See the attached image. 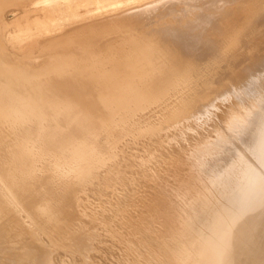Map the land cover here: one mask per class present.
I'll list each match as a JSON object with an SVG mask.
<instances>
[{
  "label": "bare ground",
  "instance_id": "bare-ground-1",
  "mask_svg": "<svg viewBox=\"0 0 264 264\" xmlns=\"http://www.w3.org/2000/svg\"><path fill=\"white\" fill-rule=\"evenodd\" d=\"M76 1L0 0V264H264V0Z\"/></svg>",
  "mask_w": 264,
  "mask_h": 264
},
{
  "label": "rangeland",
  "instance_id": "rangeland-1",
  "mask_svg": "<svg viewBox=\"0 0 264 264\" xmlns=\"http://www.w3.org/2000/svg\"><path fill=\"white\" fill-rule=\"evenodd\" d=\"M81 1V2H80ZM82 1L83 0H77L75 3H76V5H77V3L80 5L81 3H82ZM75 3L73 4V7H74V5H75ZM86 7L87 6H82L80 9L78 8H76V6H75V9H74V11L75 10H78V11H80L81 13H83V14H85L86 13V11H87V9H86ZM90 7L91 8H95L96 6H93V5H90ZM90 7H88V8H90ZM165 7V6H164ZM159 7V6H157V7H151V9H148L147 10V12H145V17L142 19V18H139V23H137L138 25V27H140L141 28V24H142V22H144L145 23V20H148V19H159V18H164V17H166V15H167V13H168V9L165 7ZM16 8H21L19 5H16V6H12V7H10L9 9H8V11H10V9H16ZM22 12H18L17 14H19V20H20V22H21V24H20V22H19V25H20V27L21 28H29V26L30 25H32V26H30L31 28H33L34 27V21H35V19H36V17H40L41 16V13H35V15H34V13L31 15L30 14V16L29 17H25L24 15H22L21 14ZM21 15V16H20ZM38 15V16H37ZM32 16V17H31ZM34 16H36V17H34ZM7 17H8V20H12L13 19V17H12V15L11 14H8L7 15ZM23 19H22V18ZM30 17H31V20H30V23L28 24V19H30ZM34 17V18H33ZM33 19V20H32ZM33 21V22H32ZM23 22V23H22ZM27 22V23H26ZM27 24V25H26ZM14 29V28H13ZM12 29V30H13ZM59 30H55V32L57 33ZM35 35H38V37L36 36V37H34V38H31V37H33V36H35ZM28 36V37H27ZM40 34L39 33H37V32H35V33H33V34H31V35H29V34H27L25 37H24V39H23V42H22V44H20V43H15V41H12L11 42V46L13 47V43L16 45H14L15 47H11L13 50L16 48V50H14V52H16L17 54H19L20 56H24V55H26V53L29 51L30 52V50L31 49H33V50H37V47L39 46V41H40ZM29 37H30V39L33 41V42H28L29 41ZM38 38V39H37ZM27 39V40H26ZM36 39V40H35ZM35 40V41H34ZM27 41V42H26ZM24 43V44H23ZM26 43V44H25ZM20 44V45H19ZM18 45V46H17ZM144 141H146V140H148V139H143ZM173 184H170V186H172ZM170 188V187H169ZM147 201H151V203H149V202H147ZM145 203H148V205L149 204H152V200L151 199H148V200H146V202ZM139 206H140V208H139ZM137 207V208H136ZM143 208V203H141V204H136L134 207H132V208H130L129 209V211H128V213H125L126 214V216H128V214H129V216H135L136 215V211H139V210H141ZM132 214H131V213ZM128 216V217H129ZM105 245V244H104ZM101 246L100 248H103V250L102 249H100L101 251L99 252H96V251H94V253H96V258H94L93 260H92V262H93V264H99V263H102V264H104L105 262H107V263H105V264H110L111 263V261H112V263L115 261L114 260V257H115V255H116V252H117V249L116 248H111V246H110V244L109 243H107V246L108 247H110V249L109 248H107V246L105 245V246ZM106 247V248H105ZM109 249V250H108ZM111 249H112V251H113V253H115V255L113 254V253H111L112 251H111ZM105 251V252H104ZM109 252V254L107 253V252ZM106 253H107V255H106ZM101 254V255H100ZM111 254V255H110ZM100 255V257H98ZM105 255V256H104ZM113 255V256H112ZM97 257H98V262H97ZM105 257V258H104ZM103 258V259H102ZM110 259V260H109ZM99 260H101V261H99ZM102 260L104 261V263L102 262ZM111 263V264H112Z\"/></svg>",
  "mask_w": 264,
  "mask_h": 264
}]
</instances>
